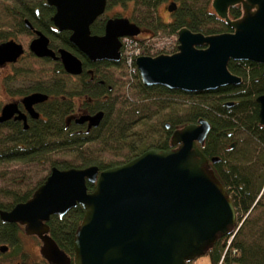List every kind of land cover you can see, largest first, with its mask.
<instances>
[{"label": "water", "instance_id": "95a60500", "mask_svg": "<svg viewBox=\"0 0 264 264\" xmlns=\"http://www.w3.org/2000/svg\"><path fill=\"white\" fill-rule=\"evenodd\" d=\"M46 1L55 7L53 24L69 30V41L91 61H119L120 37L141 31L127 16L114 15L105 19L103 33H92L90 25L104 13L107 0ZM235 4H241L242 13L230 18L228 9ZM211 5L231 30L204 33L181 26L176 51L136 57L143 84L185 92L214 90L243 81L229 69L230 60L264 64V0H212ZM175 7L170 2L167 9ZM25 22L33 27L28 19ZM35 33L28 44L34 55L59 60L71 74L83 71L82 60L73 51L64 46L54 49L44 32ZM23 52L22 43L13 38L0 42V65L16 61ZM47 98L43 91H32L20 101L36 119L40 112L35 104ZM256 101L259 123L264 125V93ZM103 114L98 110L75 121L96 127ZM12 117L28 128L27 114L17 101L5 102L0 109V123ZM210 129V121L199 117L173 129L170 147H148L102 169L96 164L53 165L28 199L10 209L0 208V219L19 223L25 233L38 236L48 264H71V255L50 235L48 220L79 204L84 215L73 237L74 264H187L236 226L232 197L201 149ZM220 159L219 154L210 157L212 162ZM87 182L94 187L89 189ZM8 247L2 243L0 251Z\"/></svg>", "mask_w": 264, "mask_h": 264}, {"label": "trees", "instance_id": "16d2710c", "mask_svg": "<svg viewBox=\"0 0 264 264\" xmlns=\"http://www.w3.org/2000/svg\"><path fill=\"white\" fill-rule=\"evenodd\" d=\"M43 1L37 0V4L43 6L42 8L49 7ZM159 1L107 0V5L126 6L133 2V5L139 4L153 9L154 13L152 11L149 13L150 21L146 24L149 36L155 34L159 29L176 33L181 26H188L193 31L204 33L230 30L227 23L220 19L210 6L211 0H180L169 21L155 13V6ZM240 14L239 5L230 7V17L236 18ZM106 18L96 19L90 25L91 32L103 33ZM45 31L51 36L52 47L64 46L72 50L83 59L86 67H93V76L109 66H120V63L111 61L91 62V64L69 41V31H63L60 37L58 34H52L50 29ZM44 59L49 60L50 58L44 57ZM55 63L58 66L57 71L65 72L59 61L56 60ZM228 67L232 72L243 77V81L239 85L230 84L214 90L199 92L173 90L161 85L145 86L137 74L135 86L136 92L140 96L139 100L130 96L112 95L108 85H114L113 79H107L105 76L97 74V78L95 75L94 80H88L87 70L83 72L78 87L71 91L67 89L66 82L61 78L33 81L29 91H43L48 94V98L37 105L41 116L32 119L26 129L15 120H9L0 125V163L41 161L56 150L70 148L68 150L78 152L79 164L53 161L52 165L64 168L96 164L102 169L115 163H106L93 154L87 155L83 148L84 144L96 140L121 142L128 149L125 153L126 158L123 160L126 161L148 147L168 148L173 129L184 123L196 121L199 117H206L211 123L208 136L201 146L207 157L216 154L221 156L220 152L223 153L222 150L227 145V141L232 139L236 131H244L264 145V125L259 123V105L256 101V96L264 93L262 75L264 65L250 60H230ZM100 79H103L104 82L101 83ZM178 95L183 98L174 101V96ZM75 96L86 98L83 100L84 105L89 106L90 109H103L105 112L101 123L89 132L78 131L81 129L80 126L73 122L67 125V116L70 115L77 103L74 99ZM89 97L91 101L88 100ZM228 101H233V103L228 105ZM163 112L165 114H162ZM154 116L163 122L158 141L148 144L147 134H143L145 132L139 133L138 137L133 138L132 135L136 136L135 134H137L134 127L141 123L147 124V121ZM166 122L169 123V127H166ZM230 144L229 149H225V151H233L234 147ZM241 151L242 154L238 160L248 159L250 162L248 169L243 163H237L236 158L233 160L225 155H222L221 159L212 165L234 202L236 226L231 233L219 237L207 250L205 254L208 255L210 264H264V203L262 201L264 197V150L260 155L255 156V159L248 158L252 155L249 154L252 151L248 145ZM255 168L256 172H252ZM44 178L37 180L33 186L21 192L11 187H0V208L10 209L17 202L28 199ZM87 185L89 189L94 187V184L90 182H87ZM262 185V193L257 197ZM256 208L261 209L260 216L258 215L257 218L248 216L249 212ZM83 215L84 208L78 204L63 216L51 215L48 220L50 235L70 255L74 253L73 237ZM258 220L262 224L261 228L256 230L257 235L255 236V233L252 232L246 233L247 228L245 227L249 224L256 225ZM22 230L24 229L19 223L5 222L0 219V245L6 243L12 247V251H0V264H5L3 262L5 255H10V253L13 256L18 255L21 250L18 234ZM20 254L23 260L22 264H24L27 254L23 251ZM40 264L48 263L44 259ZM187 264H194L193 260L187 261Z\"/></svg>", "mask_w": 264, "mask_h": 264}, {"label": "rangeland", "instance_id": "374dc122", "mask_svg": "<svg viewBox=\"0 0 264 264\" xmlns=\"http://www.w3.org/2000/svg\"><path fill=\"white\" fill-rule=\"evenodd\" d=\"M36 1L37 0H0V38L4 35L12 36L20 41L25 48L24 55L18 61L0 68V101L2 103L12 99H19L20 97L17 92L33 81H45L51 78H61L64 82H66L67 89L69 91L78 87V78L76 75L63 74L57 71L58 66L55 63V60H46L43 57H37L28 49V43L32 38V34L21 28L20 18L19 16L13 14V10L18 9V7H21L25 2L35 3ZM167 2H169V0L159 1L154 11L164 20L169 21L171 20V16L166 9L165 3ZM132 3L133 2H130L126 6H121L120 4H111L110 6L107 5L104 13L100 17L103 18L114 15L127 16L141 27V32L139 34L140 37L149 36L148 26L146 24L150 21V17L148 15L151 13V11L153 12V9H148L139 4L133 5ZM210 6L212 5L210 4ZM149 37H151L150 41L152 43L147 47H143V49L149 47L147 50L153 52V54L159 52H170L172 49H175V38L174 33L172 32L159 29L155 34ZM107 70L111 73H108L107 75H111L112 79L115 82L117 81L112 95H117L119 97H123L125 95L130 96L135 100H139L138 98H140V96L137 94V88L135 86L137 78L134 76L131 77V75L125 69L123 71L121 67L111 66L107 67L106 71ZM181 98H183L181 95L174 96V101H178ZM74 99L77 101L79 100V97L75 96ZM181 107H183V105H181ZM162 114L165 113L163 112ZM160 120L161 119L154 116L147 121V124L141 123L140 125H136L134 128L137 131V134H135L136 136L132 135L133 138L138 137L139 133L145 132L143 134H147L148 144L157 142L159 139L161 126L163 124V122ZM230 137H232V135H230ZM231 141L233 142V151H225V149H229V144ZM246 145H248L250 151H252L249 152V154L251 153L252 155L248 158L252 157V159H255V156L260 155L261 151L264 150V145L257 141L256 138L253 136L250 137L244 131H236L234 132L232 139L227 141V145L225 146L224 150H222L223 153H220L230 159L233 158V160L236 158L237 163H243V165H245V167L248 169L250 163L248 159L238 160L239 156L242 154V148H244ZM83 148L85 149V153L87 155L93 154L106 163L111 162L115 164L124 162L123 160L126 158L125 153L128 150L127 146L123 145L121 142H102L99 140L88 142L83 145ZM68 149L70 148L56 150L48 154L41 161L28 163L21 161H11L0 163V187H11L21 192L30 186H33V183H35L37 180H40L48 175L51 167L53 166V161H57L58 163L68 161L74 164H79L80 156L78 155V152ZM252 172H256V168L253 169ZM262 190L263 185L257 194V197L262 193ZM262 201L264 203V197ZM260 210V208H256L254 211L251 210L248 216L251 215V218H257V216L260 214ZM261 224L262 222L260 220L257 221L256 225L249 224V226L245 227L247 228L246 233L252 232L255 233L254 235L256 236V230L261 228ZM18 235V239L21 244V250L16 256L11 255V253L10 255H5L3 262L5 264H22L23 260L21 258L20 252L23 251L27 254V259L24 264L43 263L44 258L39 250L40 242L37 236L35 237L33 235L27 234L24 232V230L20 231ZM6 251H12V247H8ZM193 263L210 264V260L208 255L203 254L194 258Z\"/></svg>", "mask_w": 264, "mask_h": 264}, {"label": "flooded vegetation", "instance_id": "af4514ba", "mask_svg": "<svg viewBox=\"0 0 264 264\" xmlns=\"http://www.w3.org/2000/svg\"><path fill=\"white\" fill-rule=\"evenodd\" d=\"M161 1V0H160ZM44 3H46V4H48L49 5V7H47V8H42L43 6H40V5H38L37 3V1L35 2V3H27V2H25V3H23L22 4V6L21 7H18V9H14L13 10V14H15V15H17V16H19V18H20V25L22 24L23 25V27H22V25H21V28L22 29H24L25 31H27V32H29L30 34H32V38L34 37V36H36V33H35V30H41L42 32H44L48 37H49V39H50V46H51V36H50V34H48V32L47 31H45L46 29H50L51 30V32H52V34L54 33L55 35L56 34H58V37H60V35L63 33V31H66V30H59V29H57V27L53 24V22H52V20H51V17H52V15H53V13H54V11H55V7L53 6V5H51V4H49L46 0H44L43 1ZM170 2H175L176 3V7L172 10V11H169L168 9H167V6L169 5V3ZM159 3V2H158ZM158 3L156 4V6H155V9H156V7H157V5H158ZM179 3H180V0H169V2H167V3H165V5H166V9H167V11H168V13L170 14V16H171V18L173 17V14H174V11H175V9L177 8V6L179 5ZM36 4V5H35ZM235 5H239L240 6V8H241V4H235ZM234 6V5H233ZM106 7H107V4H106ZM230 7H232V6H230ZM230 7H229V9H230ZM229 9H228V14H229ZM33 10V11H32ZM241 13H242V8H241ZM217 14V13H216ZM241 15V14H240ZM219 17V16H218ZM229 17H230V15H229ZM239 17V16H238ZM238 17H236V18H238ZM100 17H98L97 19H99ZM220 18V17H219ZM230 18H232V17H230ZM26 19H28L29 20V22L31 23V25L33 26L32 28L31 27H29L27 24H26V22H25V20ZM130 19V18H129ZM220 19H222V18H220ZM131 20V19H130ZM34 21V22H33ZM167 21V20H166ZM49 22H50V24H49ZM141 28V27H140ZM230 30H231V28H230ZM67 31H69V30H67ZM141 32V31H140ZM177 32V31H176ZM60 33V34H59ZM69 34H70V31H69ZM140 34V33H139ZM139 34H138V36H139ZM11 38H13V39H15V40H17L16 38H14V37H12V36H7V35H4V36H1V38H0V42H2V41H5V40H8V39H11ZM31 38V39H32ZM174 38H175V49H172L170 52H165V53H171V52H174V51H176L177 50V45H178V39H177V36H176V33H174ZM30 39V40H31ZM145 39H146V36H142V37H140L139 36V40H140V44H141V46H143V47H147L148 45H150L152 42H149V44L148 45H146L145 44ZM18 41V40H17ZM120 41H121V46H120V59H119V61H115V62H113V61H111V62H113V63H120V66L119 67H121L122 68V70L124 71V69L128 72V70H127V67H126V65H125V63H124V58H123V55H122V47H123V41H122V39H120ZM20 42V41H19ZM30 42V41H29ZM29 44V43H28ZM23 45V44H22ZM24 47V46H23ZM57 47H59V46H57ZM56 47V48H57ZM143 47L141 48V54H149V55H156V54H158V53H156V54H153V52H151V51H148L147 49L149 48H145V49H143ZM54 48V47H53ZM56 48H54V49H56ZM29 49V48H28ZM30 51V50H29ZM72 51V50H71ZM31 52V51H30ZM156 52H158V51H156ZM24 53H25V48H24V52L18 57V59L16 60V61H18L23 55H24ZM32 53V52H31ZM80 53L82 54V55H84L81 51H80ZM155 53V52H154ZM159 53H161V52H159ZM76 54V53H75ZM77 55V54H76ZM36 56V55H35ZM78 56V55H77ZM38 57V56H37ZM80 57V56H79ZM84 57L86 58V59H88L85 55H84ZM44 58V57H43ZM51 59V58H50ZM80 59L82 60V64H83V71L80 73V74H71V73H68V72H66L65 70V72H61V73H63V74H71V75H76L77 76V78H78V84H79V82H80V78L82 77V74H83V72L85 71V70H87V72L89 73V77H88V80H94L95 79V77L97 78V76L98 75H102V76H105V78H107V79H111L112 77H111V75L110 76H108L107 74L109 73V74H111L110 73V71H106V69H101L100 70V72L99 73H95V77L93 76V67H86L85 65H84V61H83V59L80 57ZM53 60H55V59H53ZM244 60V59H243ZM16 61H14V62H16ZM56 61V60H55ZM57 61H59V60H57ZM88 61L91 63H94V62H103V61H108V60H99V61H91V60H89L88 59ZM251 61V60H250ZM14 62H5L4 64H2V65H0V68L1 67H5V66H8V65H10V64H12V63H14ZM255 62V61H254ZM91 63V64H92ZM257 63H259V62H257ZM261 64H263V63H261ZM123 65V66H122ZM264 65V64H263ZM110 67V66H109ZM137 75V74H136ZM243 78V77H242ZM114 81V80H113ZM100 82L101 83H103L104 82V80L103 79H100ZM142 82V81H141ZM116 83H117V81L115 82L114 81V85L112 86V85H108V87H109V89L113 92V90L115 89V85H116ZM145 85V84H144ZM145 86H154V85H145ZM161 86H163V85H161ZM29 87H31V83H29L28 85H26V87H24L23 89H20L18 92H17V94L19 95V99H12V100H10V101H17L18 102V107L22 110V111H24L26 114H27V122H28V125H29V122L32 120V119H35V118H31L30 116H29V114L27 113V111H26V109L24 108V106H23V104L21 103V98L25 95V94H27V93H30V92H32V91H29L30 89H29ZM164 87H166V86H164ZM166 88H168V87H166ZM170 89V88H169ZM217 89V88H216ZM174 90V89H173ZM179 90V89H178ZM208 91V90H207ZM199 92V91H198ZM79 97V100H77L76 102V106H75V108L72 110V112L70 113V115H68L67 116V119H66V121H67V125L68 124H70L71 122H73V123H75V124H77L78 126H80V128L81 129H79L78 131H84V132H89L92 128H94V127H91V128H88V126H87V121H85V122H82V123H77L76 121H75V118L76 117H79L80 115H82V114H93V113H95L96 111H98V110H92V109H90V107L89 106H87V105H84V102H83V100H86V98L84 99V97L83 96H78ZM123 97H126L125 95L123 96ZM88 100H90L91 101V98L89 97L88 98ZM6 102H9V101H6ZM5 103V102H4ZM4 103H2V105L4 104ZM1 105V106H2ZM37 105H38V103H36L35 104V108L39 111V109H38V107H37ZM1 106H0V109H1ZM99 110H103V109H99ZM104 111V110H103ZM40 112V111H39ZM105 113V112H104ZM40 116H41V113H40ZM103 117H104V114H103ZM103 117H102V119H103ZM37 119V118H36ZM9 120H15V121H18L19 123H21L22 125H23V121L22 120H19V119H15L14 117H12V118H10V119H8V120H6V121H4V122H1L0 123V125H3L4 123H6L7 121H9ZM102 121V120H101ZM101 123V122H100ZM166 123H168V122H166ZM165 123V124H166ZM97 127V126H96ZM231 146H233V142H231V144H230ZM171 146V144H170V142H169V147ZM222 156V155H221ZM209 158V162H210V166L212 167V165H214L216 162H212L211 160H210V157H208ZM213 168V167H212ZM21 225V224H20ZM22 227H23V225H21ZM30 235H33V234H30ZM33 236H35L36 237V235H33ZM37 238L39 239V242H40V246H41V240H40V238L37 236ZM39 250H40V247H39ZM71 257H72V260H71V263H73V255H71ZM74 264V263H73Z\"/></svg>", "mask_w": 264, "mask_h": 264}, {"label": "built area", "instance_id": "2783aa9c", "mask_svg": "<svg viewBox=\"0 0 264 264\" xmlns=\"http://www.w3.org/2000/svg\"><path fill=\"white\" fill-rule=\"evenodd\" d=\"M122 41V55L124 58V63L127 67L128 72L130 74H135L137 72L135 58L141 53V48L143 46H141L139 40L131 36L122 37ZM145 44H149L148 39L145 41Z\"/></svg>", "mask_w": 264, "mask_h": 264}]
</instances>
